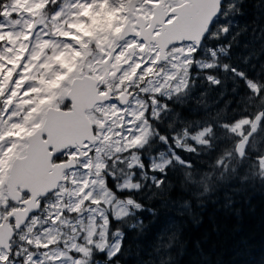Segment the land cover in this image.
Instances as JSON below:
<instances>
[{
    "label": "rangeland",
    "instance_id": "rangeland-1",
    "mask_svg": "<svg viewBox=\"0 0 264 264\" xmlns=\"http://www.w3.org/2000/svg\"><path fill=\"white\" fill-rule=\"evenodd\" d=\"M131 1L61 0L59 15L62 19H52L44 15L43 10L48 0H11L2 11L3 18L0 21L1 216L15 206L8 198L4 178L9 173L12 162L24 156L27 138L42 126L49 108L64 110L62 107L69 106L66 96L76 78L88 75L99 82L107 80L108 88L117 87L121 93L127 90L128 96L123 94L124 104L118 101L102 104L88 114L94 128L98 123L97 113H103L108 118L107 130L104 133H95L96 140L94 144L88 145V151L83 157L67 154L68 161L75 158L77 162L75 167L65 171V182H63L65 184L60 183L62 185H59L60 188L57 190L61 194L57 192L52 194L40 213L33 214L24 228L16 234L15 240L13 239L11 243L10 259L6 252L0 249V264H81L85 250L83 246L89 242V238L97 247L100 244L106 245L107 256L117 253L121 234H114L111 240L110 223L123 220L135 208L112 193L109 183L115 185L119 192L136 191L132 185L139 182H146V185L155 182L156 177L152 173L162 172L161 169L164 170L169 166L177 156L175 150L169 148L168 151L150 160L148 171L142 163L140 153L137 152L141 149L131 147L133 138L137 143L147 145L155 134L150 125L151 121L156 124L158 119L160 123L167 122L174 116L175 112L167 107L166 101L172 100L183 104L191 101L193 97L196 102L200 98L193 96L197 88L204 83L212 87L221 83L220 79L211 76V73L221 72V57L226 53L236 33L231 24L230 11L240 3V0H231L226 4L215 34V37L222 42V47L217 49L218 52L214 49H205L204 56H201L196 64V71L201 73L192 71L189 58L181 59L178 56L172 58V55L171 61L163 69V76L156 81H145L148 73L143 66L147 60L140 56H130V48L135 43L128 38L126 41L119 40L121 32L128 25L127 22L132 20L128 14ZM137 1L139 12L148 15L162 0ZM165 1H168L170 7L175 4L174 0ZM183 1L178 0V3ZM37 23L44 25V29L37 30L35 35H32L31 31ZM66 27L73 31L66 30ZM224 29H227L228 34L223 35L221 39ZM46 36L52 38L46 39ZM67 38L74 40L79 45V50L72 44L66 43ZM93 45L96 51H93ZM26 54L27 58L21 66V60ZM208 55H210L209 59ZM183 60L188 63H184ZM117 61L124 69L118 76L114 75ZM137 69L139 72L136 71ZM17 72L19 75L13 80ZM114 76L115 80L112 79ZM129 76L135 77V83L126 87L125 81ZM140 81L143 83L141 84ZM186 81L189 85L194 84V88L187 96L181 92ZM259 82H247V88L250 91L257 89L262 92L264 84L262 81ZM26 84L32 86L25 88ZM133 91H137V96L126 102ZM161 93L162 95H159ZM204 95L207 96V92ZM255 96L251 91L249 100H245L246 106L243 111L245 116L254 113L251 111V106L254 105ZM149 98L159 99L162 102L160 105H152L146 109L145 102ZM166 107L168 110H165ZM10 110L11 114H9ZM145 111L150 114V119L139 121L138 117ZM172 120L167 122L168 126L177 121L175 116ZM203 126L187 129L183 125L173 137L174 145L176 146V142L180 141L183 147L179 149L188 150L186 141L196 143L194 138ZM117 148L120 149L119 152ZM56 237H60L58 243L55 242ZM95 264L101 263L95 260Z\"/></svg>",
    "mask_w": 264,
    "mask_h": 264
},
{
    "label": "trees",
    "instance_id": "trees-1",
    "mask_svg": "<svg viewBox=\"0 0 264 264\" xmlns=\"http://www.w3.org/2000/svg\"><path fill=\"white\" fill-rule=\"evenodd\" d=\"M10 1L0 0V21L2 11ZM233 10L230 11V19L235 22L236 27L233 28L236 33L221 57V72L211 73V76L220 79V85L212 87L204 83L197 88L196 96L200 98L195 102V98L191 97L192 100L186 105L166 101L167 107L175 112L177 121L170 126L167 125L169 120L157 124L151 121L155 133L153 137L156 136V128H159L160 133L168 136V143L160 142L158 137L151 138V143L137 151L146 170L149 171V162L153 157L171 147L182 160L192 161L197 169L203 168L204 161L210 157L203 150L199 154L191 152L189 149L196 147V143L186 141L188 150L174 145L173 137L178 134L179 128L183 125L192 129L193 126L215 124L218 151L231 139L221 125L245 116V100H249L251 93L247 82L262 81L264 84V0H242L237 10ZM206 92L207 96L204 95ZM261 94H264V90ZM257 99L255 96L254 105L251 106L254 113L264 104V101L257 103ZM152 174L156 177L155 182L147 185L146 182H139L143 185L140 191L119 192L115 185L109 183L111 192L120 200L132 198L142 208L132 209L121 221H111V240L114 234H121L119 254L112 261H107L106 253L99 254L96 261L101 264L166 261L171 253L158 248L159 236L182 230L188 245L181 264H264V189H252L249 193L251 201L247 205L242 204L239 213L225 215L209 203L203 213V223L197 226L195 219L198 217L190 218L186 213L181 216L180 211L183 201L188 198L181 188V182H187L185 177L189 180L198 177H189L176 161L162 172ZM161 180L165 183L158 189L156 185Z\"/></svg>",
    "mask_w": 264,
    "mask_h": 264
},
{
    "label": "clouds",
    "instance_id": "clouds-1",
    "mask_svg": "<svg viewBox=\"0 0 264 264\" xmlns=\"http://www.w3.org/2000/svg\"><path fill=\"white\" fill-rule=\"evenodd\" d=\"M61 0H48V3L44 8V15L52 19H62L60 14ZM44 25L37 23L34 32L36 30H43ZM68 31L73 29L67 28ZM226 32L227 29H224ZM46 39H51V36H46ZM218 38V37H217ZM66 43L72 44L77 50L79 45L75 43L71 38L65 40ZM93 51H96L93 45ZM27 58V54L21 60V66L24 59ZM122 67L119 62H116L114 75L118 76ZM139 72V69L136 70ZM158 69H152V72L148 73L151 76ZM19 72L13 76V80L17 78ZM101 87L100 91L107 92L108 95H102L99 97L101 101H108L112 89L108 88V81L99 82ZM135 83V77L129 76L125 81V84ZM142 84L143 81H140ZM31 84H26L25 88L31 87ZM139 87V85H137ZM193 85H189L186 81L181 89V92L187 96ZM259 88V86H258ZM254 95L258 97L257 103L264 101V94H261L257 89H251ZM159 95H162L159 94ZM161 100L155 98H149L145 102V108L151 107L152 105H160ZM165 110H168L167 107ZM150 114L145 111L138 117L139 121L149 120ZM97 125L93 128V132L99 134L104 133L107 128L108 118L103 113H97L96 115ZM104 121V123H99ZM160 123L159 119L157 120ZM221 127L230 134L231 139L229 143L217 151V135L216 125L208 123L203 126L202 130L194 138L197 146L191 147L189 150L193 153L199 154L201 150L205 151L210 157L204 161V167L197 169L195 164L190 160H182L179 156H175V161L182 165L183 171H187L189 177L196 176L197 179L189 180L185 177L187 182H181L182 190L187 194V199L183 201L180 215L183 216L185 213L190 218L195 219V223L198 226L203 223V213L207 210L209 203L213 204L217 211L224 213L225 215H231L233 213H239L242 211L241 205H247L251 201L250 191L254 188L264 189V104H261L259 110L248 116L238 118L231 122H224ZM158 137L160 142L165 144L168 143V136L160 133L159 128H156V136L152 137L155 139ZM112 139L113 137H108ZM96 139V136H93ZM151 143V140L148 141ZM146 145L144 143H137L133 138L131 147L137 149H143ZM177 148L183 147L180 141L176 142ZM119 152L120 149L117 148ZM215 153V155H212ZM141 167L143 165L141 164ZM163 171V169H161ZM164 181L161 180L156 187L162 188ZM136 191H140L143 188L142 184L132 185ZM54 192L55 189H52ZM127 204L136 210H140L142 205L137 203L134 199L128 198ZM199 209V211H197ZM60 237L55 238V242H59ZM188 241L184 238L183 231L178 230L171 232L170 234H162L157 240V246L165 252L171 253L166 261L153 260L152 264H181L183 254L187 248ZM83 251V258L81 264H95L96 256L99 253H105L107 246L100 244L98 247L95 246L94 242L89 238V242L85 244ZM122 247V245H121ZM175 250V251H173ZM119 252L113 253L107 256V261H112L115 255ZM34 255V253H33ZM116 264H120L116 261Z\"/></svg>",
    "mask_w": 264,
    "mask_h": 264
},
{
    "label": "water",
    "instance_id": "water-1",
    "mask_svg": "<svg viewBox=\"0 0 264 264\" xmlns=\"http://www.w3.org/2000/svg\"><path fill=\"white\" fill-rule=\"evenodd\" d=\"M223 4L224 0H187V3L171 12L170 15L175 16V19L165 25V29H162L156 39L157 43L163 44L162 47L187 41H197L199 44L219 17ZM134 5L135 1H132L129 5L130 13L134 12ZM159 12L161 10L157 9L154 21L158 20ZM130 27L129 24L125 26L119 37L120 41L131 36ZM98 85V81L92 77L83 76L76 79L67 94V100L71 103L70 109H48L41 128L27 139L26 156L17 158L12 163L6 183L9 195L12 200L19 202V199L15 200V195L19 194L20 188L22 192L29 193L30 200L25 203L24 211H14L2 222L0 214V249L6 252L9 259L12 256L11 242L15 237V230L19 231L33 214L40 212L39 201L56 192L60 183L65 182L64 172L76 164L69 162L53 165V159L69 148L84 149V143L95 142V133L87 113L98 104L112 100V93L106 102L99 99L108 93L100 94ZM132 97L133 95L128 97L126 102ZM120 101L124 104L123 97ZM11 220L15 221V229L10 224Z\"/></svg>",
    "mask_w": 264,
    "mask_h": 264
},
{
    "label": "flooded vegetation",
    "instance_id": "flooded-vegetation-1",
    "mask_svg": "<svg viewBox=\"0 0 264 264\" xmlns=\"http://www.w3.org/2000/svg\"><path fill=\"white\" fill-rule=\"evenodd\" d=\"M132 1H135L134 12L130 13L129 9H128L129 17L132 20H129L127 22V24H129L131 26L130 27L131 28L130 32L132 34H131L130 37H128V39H131L135 43V45L130 48V51H129L130 52V56H133V57L140 56L142 59L147 60L145 62V65L143 66V67H145V72L146 73L152 72V69H154V68L158 69V71L154 72L151 76L147 75L145 81H148V80L156 81L161 76H163V74H164L163 69L166 66V64L171 61L172 55H173L172 58H174V56L181 57V59H182V57L183 58H189V66L192 68L193 72H197L196 71V69H197V65L196 64L199 62L201 56L202 57L204 56L203 53H204L205 49L208 48V50H212V49L217 50V49L222 47L221 46L222 42H220L219 38L215 37V34H216V31L219 28L218 26L221 23L220 18L222 16V14L225 12L226 4L228 3V1H231V0H224V4H223V7H222V10H221V13H220L219 17L212 23V25L210 26L206 36L203 38V40L199 44H198L197 41H194V42L187 41V42H183L181 44H175L174 43V44H171L168 47L167 46H163L162 47L163 44L160 45L159 43H157L156 39L162 33V29L163 28L165 29V25L171 23L175 19V16H171L170 15L171 12L176 10L177 8L183 6L185 3H187V0H184L183 2H180V3H178V0H174L175 4L173 6H171V7L168 4V1L162 0L160 3H158V5H156L153 8L152 13H149L148 15L146 13L141 14L139 12V8H138L139 4H138L137 0H132ZM240 3H241V0H240ZM240 3H238L237 6L234 7V10H233L234 12L237 10L238 5ZM157 9L161 10V12H159L160 15H159L158 20L154 21V18H156L155 15L157 14L156 13ZM160 22L162 24H160ZM231 24H233V26L236 27L234 21H231ZM36 31L34 32L32 30L31 34L35 35ZM226 34H228V31L226 33L224 31L222 33L221 39L223 38V35H226ZM30 39H31V37H30ZM124 41H126V39ZM217 52H218V50H217ZM209 57H210V55H208V59H209ZM190 60H191V64H190ZM183 62L184 63H188V61L186 62L185 60H183ZM203 72H204V70H203ZM197 73L199 74V73H201V71H199ZM206 73H208V72H206ZM206 73H204V74H206ZM112 79L115 80L116 77L114 76V77H112ZM199 84H200V81L198 82V85ZM129 85L133 86L134 83L125 84L126 87L129 86ZM100 87H101V85L99 83V89H100ZM100 92L102 93V91H100ZM123 94H126L128 96L127 90L123 91L121 93V92H119L117 87L113 88L112 89V101L110 103H114V102H117V101L121 103L120 98L123 97V100H124V97H125V95H123ZM131 95H133V98H134L135 96H137V91H133ZM193 96H196V93ZM170 101H172V100H169L168 102H170ZM188 102L189 101H187V103H183V105L188 104ZM70 107H71V105L69 104V106L66 105V106H64L62 108L64 110H69ZM89 113L90 112H88V114ZM45 117H46V115H45ZM172 118L173 117H171L168 122H171ZM44 121H45V119H44ZM26 142H27V140H26ZM84 146H85L84 149H80L79 147L67 149L63 154H61L59 156H56L53 159V162H52L53 165L66 164V163H69V162L76 163L77 160L75 158H71L70 159L71 161H68L67 154H69V156H71V155H78V156L82 155V157H83L84 153L88 151V142L84 143ZM27 147H28V142H27ZM27 147H26L25 154H24L23 157L26 156ZM50 150L53 151L52 149H50ZM76 153H78V154H76ZM57 157H59V158H57ZM75 166H76V164H75ZM11 167H12V164H11ZM11 167H10V169H11ZM64 174H65V172H64ZM9 175H10V170H9V173L7 174V176L4 177L5 178V188H6V192H7L9 200L15 206H12L11 210L8 213L3 214L1 222L5 219L6 216L12 214L14 211H19V210L24 211L26 209L25 203L29 202V200H30L29 193L22 192L20 188H18V193L19 194L17 193L18 195H15V200L19 199V202H15L14 200L11 199V197L9 195L8 188L6 186L7 179L9 177ZM64 177H65V175H64ZM62 184H65V183H62ZM62 184H60V186ZM60 186H59V188H60ZM57 193L59 195L61 194L59 191ZM50 197H51V195H48L44 200H40L39 201L41 203V209L43 208L45 202ZM0 214H1V212H0ZM10 224H11L12 227H14L15 226V221L11 220ZM20 231L21 230L17 231V233L20 232ZM15 237H16V235H15ZM14 240H15V238H14Z\"/></svg>",
    "mask_w": 264,
    "mask_h": 264
},
{
    "label": "snow or ice",
    "instance_id": "snow-or-ice-1",
    "mask_svg": "<svg viewBox=\"0 0 264 264\" xmlns=\"http://www.w3.org/2000/svg\"><path fill=\"white\" fill-rule=\"evenodd\" d=\"M9 114H11V110H10ZM57 158H59V157H57Z\"/></svg>",
    "mask_w": 264,
    "mask_h": 264
}]
</instances>
